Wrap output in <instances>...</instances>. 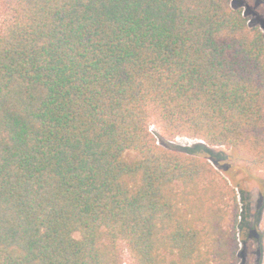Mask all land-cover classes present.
Masks as SVG:
<instances>
[{
  "label": "trees",
  "instance_id": "16d2710c",
  "mask_svg": "<svg viewBox=\"0 0 264 264\" xmlns=\"http://www.w3.org/2000/svg\"><path fill=\"white\" fill-rule=\"evenodd\" d=\"M5 1L0 264H238L247 196L209 146L264 170L261 26L232 0Z\"/></svg>",
  "mask_w": 264,
  "mask_h": 264
},
{
  "label": "rangeland",
  "instance_id": "374dc122",
  "mask_svg": "<svg viewBox=\"0 0 264 264\" xmlns=\"http://www.w3.org/2000/svg\"><path fill=\"white\" fill-rule=\"evenodd\" d=\"M235 8H241L249 18V23L260 25L264 32V0H232ZM6 1L0 0V22L4 18ZM151 129L159 136L158 128L151 125ZM166 146L190 147L196 143H204L202 140L178 136L167 143ZM209 146V145H208ZM214 153H223L225 158L219 164L215 163L217 169L233 184L244 187L247 201H242L245 215V226L240 229V237L243 239L246 234L251 233L248 241L252 244L240 256L238 264H264V245H260L258 238L264 239V170L246 171L238 166V153L229 146H209ZM243 196L240 195V199ZM264 244V241H263ZM243 242L241 241V247ZM125 264H130L129 255L124 254Z\"/></svg>",
  "mask_w": 264,
  "mask_h": 264
}]
</instances>
